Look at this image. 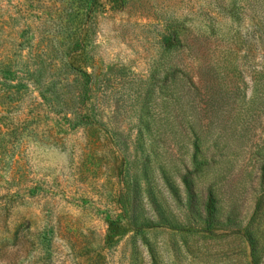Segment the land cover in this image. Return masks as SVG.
<instances>
[{
    "label": "rangeland",
    "instance_id": "rangeland-1",
    "mask_svg": "<svg viewBox=\"0 0 264 264\" xmlns=\"http://www.w3.org/2000/svg\"><path fill=\"white\" fill-rule=\"evenodd\" d=\"M0 264H264V0H0Z\"/></svg>",
    "mask_w": 264,
    "mask_h": 264
},
{
    "label": "trees",
    "instance_id": "trees-1",
    "mask_svg": "<svg viewBox=\"0 0 264 264\" xmlns=\"http://www.w3.org/2000/svg\"><path fill=\"white\" fill-rule=\"evenodd\" d=\"M179 45H180V41L176 38L175 35L173 36L172 39L166 41V47L169 49L178 47ZM205 210H206V221L209 223L213 222L215 217V200L212 194L208 195V199L205 204Z\"/></svg>",
    "mask_w": 264,
    "mask_h": 264
}]
</instances>
